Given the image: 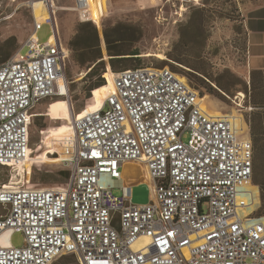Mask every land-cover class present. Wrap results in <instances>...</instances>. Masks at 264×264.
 Wrapping results in <instances>:
<instances>
[{
	"label": "built area",
	"instance_id": "built-area-1",
	"mask_svg": "<svg viewBox=\"0 0 264 264\" xmlns=\"http://www.w3.org/2000/svg\"><path fill=\"white\" fill-rule=\"evenodd\" d=\"M43 4L49 17L35 14L30 37L0 64V166L13 168L45 145L41 129L32 147L36 110L69 89L71 49L60 37L56 0ZM85 5L76 0L82 20ZM46 24L52 33L41 41ZM115 84L98 110L73 116L61 140L65 187L0 185V264L67 257L75 259L67 264H264V216L253 208L261 189L244 115H215L169 66L122 69ZM127 162L143 166L148 203L133 202L134 184L121 171ZM13 232L23 234L22 246L2 242Z\"/></svg>",
	"mask_w": 264,
	"mask_h": 264
},
{
	"label": "rangeland",
	"instance_id": "rangeland-1",
	"mask_svg": "<svg viewBox=\"0 0 264 264\" xmlns=\"http://www.w3.org/2000/svg\"><path fill=\"white\" fill-rule=\"evenodd\" d=\"M85 1L87 20L80 18L79 11L76 9V0H56V17L60 37L69 47L70 40L79 29V23H93L100 34V50L103 52L104 63L97 62L102 58L101 53L71 50L66 68L69 81L68 95L56 96L40 104L31 127L32 147L36 148L40 142L41 129L44 131L45 141V145L38 150H33L35 153L33 154L35 156L41 153L48 154L50 159L47 163L33 162L31 176L26 179V182L25 178L21 177L20 180L24 182L19 186L65 187L67 178L61 173L69 170L60 163L61 158L57 153L51 155L48 152L51 145L57 141L61 142L65 133H72L67 117L72 113L74 116L76 112L84 108H96L99 105L100 98L95 90H92L93 82L98 76L88 74L97 63H99L98 70L101 75L105 71V66L115 73L122 69L135 67L169 66L199 89L204 96L210 95L216 99L218 104L213 105L212 108L205 99L212 113L220 116L243 114L250 129H252L251 123L259 129L258 114H264V103L257 102L264 101V88H251L252 69L248 64L245 18L249 8L264 0ZM40 4L45 7L43 0H0V61L10 52L12 54L9 58L14 56L30 37L35 22L34 6ZM118 23L131 24L135 35L141 37L139 41L127 44L138 54H108L104 31L107 29L110 35L116 37L115 27ZM86 31L90 29L86 28ZM51 33V25L46 24L39 31L38 36L41 41H46ZM183 36L190 39L188 45L180 43ZM26 50L23 49L22 52L25 53ZM171 53L180 55L186 62L180 61ZM160 54L164 58L159 57ZM124 59H132V61L121 62ZM112 61H118L116 69L112 66ZM191 66L205 68L213 74L214 78L222 77L223 83L226 81L225 70L230 69L235 76H233L234 83L229 93L223 90H217L215 94L209 92L206 80ZM260 78L264 79V74H254L256 81ZM245 83L248 85L247 92ZM53 112L63 115V118L56 119L49 114ZM262 126L264 129V117ZM256 170L264 183V176H261V172L264 173V142L263 149L255 148ZM121 171L123 178L134 184L133 202L148 203L151 199L149 185L138 184L144 175L143 166L138 162H127ZM14 176V168L0 166L1 186L10 183ZM260 189V200L258 199L257 205L253 207L256 213L264 210V194L261 186ZM116 191L121 192L120 189ZM6 239L14 246H22L24 236L20 232H13L9 233ZM74 261L73 257H67L60 260V263L67 264Z\"/></svg>",
	"mask_w": 264,
	"mask_h": 264
},
{
	"label": "trees",
	"instance_id": "trees-1",
	"mask_svg": "<svg viewBox=\"0 0 264 264\" xmlns=\"http://www.w3.org/2000/svg\"><path fill=\"white\" fill-rule=\"evenodd\" d=\"M79 29L77 30L76 34L74 35V37L70 40L69 42V48L73 51H89L92 53H96V54H100L101 53V59L97 60V62H103L104 63V59H103V52H101L100 47H101V38H100V34L98 31V28L90 22H81L78 25ZM86 28H89L90 31H86ZM132 25L131 24H127V23H118L117 26L115 27V31L117 36L113 37L112 35H110V33L108 32V30L106 29L104 31V36H105V41H107L106 43V47H107V51L108 54L110 53L111 55H124V54H138L135 52L134 49L130 48V44L132 42H136L139 41L141 37L135 35V32H133L132 29ZM190 40V39H189ZM186 37H181L180 43L182 44H186L188 45L190 42ZM12 52L8 53L1 61L0 64L7 61L9 59V57L11 56ZM172 56H174L175 58L179 59L182 62H186L184 61L185 59H183L180 55L171 53ZM132 61V59H124L121 62H129ZM117 62L118 61H112V66L116 69L117 68ZM98 65L99 63L95 64V66L90 70V72L88 73L91 76H98L96 78V80L93 82V89L95 90L97 96L101 99H103L104 97H106L108 95V93H110L112 91V85H111V81H110V74L113 70H110V68L108 69L105 66V71L104 73L101 75V73L99 72L100 70H98ZM138 65V64H136ZM135 66V64H134ZM192 69H194L201 77H203L206 80V83L208 85V90L209 92L215 94L218 91L217 90H223L227 93H229L230 87L231 85L234 83L233 81V76L234 73L230 70V69H226L225 70V74L224 76H226V81L225 83L222 82V77H216L214 78L212 73H209L208 71H206L205 68L203 67H198V66H191ZM254 74H264L263 71L260 70H252L251 72V88L252 89H258V88H264V79L260 78L259 81H256L254 79ZM208 79H210V81H207ZM243 82V80H241ZM246 84V83H245ZM246 92L248 91V85L246 84ZM89 91H91L89 89ZM206 99V101L208 103H210V106L212 108L213 105L218 104L216 103V99L211 97L210 95H205L204 97ZM100 100H99V104H100ZM257 103H264V101H259ZM99 106V105H98ZM97 106V107H98ZM264 117V114L259 113L258 114V118L260 121V127L258 129V127L254 124L251 123V132H252V138L254 141V145L255 148L258 149H263V136H264V129L262 126V118ZM42 122H40L41 124ZM71 133H65V136L69 135ZM56 143V150H55V154L61 151V142L57 141ZM34 153V152H33ZM43 154V153H41ZM39 155V154H38ZM43 163H47V162H43ZM62 175H64L67 179L70 175L69 171H62L61 173ZM261 176H264V173L261 172ZM254 180L256 184H259L262 187V192L264 194V183L262 181V179L259 176V172L256 170L255 171V175H254ZM258 214L264 215V210H262L261 212H259Z\"/></svg>",
	"mask_w": 264,
	"mask_h": 264
},
{
	"label": "bare ground",
	"instance_id": "bare-ground-1",
	"mask_svg": "<svg viewBox=\"0 0 264 264\" xmlns=\"http://www.w3.org/2000/svg\"><path fill=\"white\" fill-rule=\"evenodd\" d=\"M34 11H35V14L38 18L42 17L43 19H46L47 17H49L48 10L45 7H43L42 4H40L38 6H34ZM159 57L164 58V56H162L161 54L159 55ZM183 80L186 81V79L184 77H183ZM110 81H111V85H112V91L110 93H108V95L113 93L116 90L115 72L114 71H112L110 74ZM62 91H63L62 93L64 95H68L69 90H67V86H62ZM106 97H104L103 99L100 100V104L98 107H96V108H91V107L84 108L80 112H76L74 116L84 115L85 113L98 110L102 106ZM203 100L205 103V98H203ZM205 106L210 111V109L208 108L206 103H205ZM49 114L51 116L55 117L56 119H62L63 118L62 117L63 115H57V114H54V112L49 113ZM218 116H220V115H218ZM67 119H68L70 126L72 127L71 122L73 120V113L69 117H67ZM55 141H57V140H55ZM55 149H56V143H54L53 145L50 146V150L48 153H55ZM32 153H33V149H32ZM48 159H50V156L48 154H39L37 156H34V154H32L26 160L22 161L20 164L15 165L13 167L15 169V176L10 183L5 184V188H10V189L11 188H13V189L24 188L26 185L25 186H19V184L24 182L23 180H20V179H21V177H23V178H25V182H26V179L31 176L32 163L35 161L47 162ZM17 177H19V178H17ZM25 188H35V187L26 186ZM43 188H56V187H43ZM60 188H63V187H60ZM254 188L257 190V187H254ZM57 189H59V188H57ZM6 235H7V233L2 237V242L5 241L4 239H5Z\"/></svg>",
	"mask_w": 264,
	"mask_h": 264
},
{
	"label": "crops",
	"instance_id": "crops-1",
	"mask_svg": "<svg viewBox=\"0 0 264 264\" xmlns=\"http://www.w3.org/2000/svg\"><path fill=\"white\" fill-rule=\"evenodd\" d=\"M245 29L248 64L252 70L264 72V2L256 3L247 10Z\"/></svg>",
	"mask_w": 264,
	"mask_h": 264
},
{
	"label": "snow or ice",
	"instance_id": "snow-or-ice-1",
	"mask_svg": "<svg viewBox=\"0 0 264 264\" xmlns=\"http://www.w3.org/2000/svg\"><path fill=\"white\" fill-rule=\"evenodd\" d=\"M169 235H171V234H169Z\"/></svg>",
	"mask_w": 264,
	"mask_h": 264
}]
</instances>
